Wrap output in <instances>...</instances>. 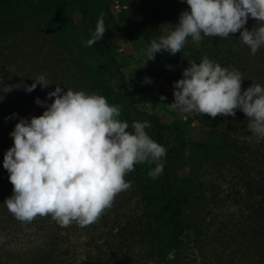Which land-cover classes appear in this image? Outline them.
Listing matches in <instances>:
<instances>
[{
  "label": "trees",
  "instance_id": "16d2710c",
  "mask_svg": "<svg viewBox=\"0 0 264 264\" xmlns=\"http://www.w3.org/2000/svg\"><path fill=\"white\" fill-rule=\"evenodd\" d=\"M148 1L149 6L144 9L130 0H0V39L24 36L30 28L39 29L49 48H39L28 59L32 64L26 71L37 77L43 75L51 83L44 89L38 85L33 98L24 93L10 101H0L1 228L16 229L28 224L18 221L4 205L12 195L9 173L3 168L4 154L13 146L10 133L20 118L28 120L42 115L46 109L35 100L50 105L52 100L47 93L56 86L106 97L109 104L121 108L119 119L129 123V132L133 131L134 121H148L151 128L145 131L167 150L160 161L164 164L163 173L156 179L148 175L155 163L137 164L125 176L138 198L140 212L119 225L113 237L95 247L92 255L78 260L71 253L70 238L78 223L68 227L55 224L40 243L24 253L25 264H178L190 233L200 235L202 227L207 228L197 211L199 206L212 210L203 173L209 167L219 166L236 168L247 193L246 213L233 225L236 234L247 241L245 264H264V183L250 175L244 146L231 132V121L249 123L245 115L239 110L234 118L192 113L169 124L156 113L141 109L143 98L150 94L147 85L131 88L127 83L124 65L118 59L119 46L112 37L123 32L129 41L141 40L148 46L151 40L167 35L168 27L165 30L163 26L172 22L166 13L174 16L177 10H188L183 0ZM101 15L107 31L101 41L88 47L86 42ZM255 23L249 18L245 27L251 30L258 26ZM238 35L239 32L228 38L203 37L198 46L186 42L176 55L157 53L165 56L158 76L173 87L174 80L182 78L180 72L189 66L187 60L199 63L207 56L222 67L240 71L244 77L242 91L246 90L255 82L245 76L243 64L252 62L251 59L264 62V46L255 58L247 57L250 49H243L247 53L237 50L234 40ZM23 58L15 59L21 71L26 69L21 68ZM258 70L252 68L250 72L264 76V68ZM1 250L0 264H7L13 254Z\"/></svg>",
  "mask_w": 264,
  "mask_h": 264
},
{
  "label": "clouds",
  "instance_id": "9594fccd",
  "mask_svg": "<svg viewBox=\"0 0 264 264\" xmlns=\"http://www.w3.org/2000/svg\"><path fill=\"white\" fill-rule=\"evenodd\" d=\"M188 6L177 25L165 24L167 35L149 42L142 51L143 65L162 51L180 53L188 38L199 45L203 37L228 38L240 33L239 41L255 55L264 46V0H183ZM249 18L258 26L245 27ZM105 22L101 15L86 44L92 47L102 40ZM188 67L174 85L171 110L211 118L235 117L236 111L248 119V131L257 140L264 139V86L251 84L242 91L243 74L222 67L203 57L199 63L187 60ZM145 83H151L145 78ZM51 83L37 77L26 92L37 85ZM22 85H4L3 92ZM4 96L0 95V100ZM52 103L40 99L42 115L20 118L10 136L13 146L3 158L9 173L12 195L4 201L7 210L21 223H31L38 216L50 215L61 227L76 222L81 227L97 222L110 209L116 196L131 187L125 176L137 164L155 163L149 177L163 173L166 148L155 142L145 129L148 121L129 123L119 119L121 108L109 104L106 97L56 86L47 93ZM161 101L166 97L161 96ZM15 115V114H14Z\"/></svg>",
  "mask_w": 264,
  "mask_h": 264
},
{
  "label": "rangeland",
  "instance_id": "374dc122",
  "mask_svg": "<svg viewBox=\"0 0 264 264\" xmlns=\"http://www.w3.org/2000/svg\"><path fill=\"white\" fill-rule=\"evenodd\" d=\"M130 1L137 3L144 9L149 6L148 0ZM182 11L177 10L178 13L174 16H171L170 12L166 13L172 22L166 24L177 25ZM163 27L165 30L167 29V25ZM239 35L234 40L237 44V50L249 51L248 46L239 41ZM112 39L119 46L118 59L124 65L123 72L128 85L131 88L143 85L150 88V94L144 97L140 104L141 109L156 113L162 121L169 124H175L183 120V113L179 110L173 111L167 106L174 100V88L158 76L165 62V56L156 54L153 61H148L143 65L144 57L141 53L147 46L141 40L131 42L123 32L117 33ZM187 44L195 45L196 43L189 37ZM41 47L43 51H46L49 45L44 41L43 33L37 28H30L28 34L24 36H11L0 39V90H3L4 85H22L19 89L10 91L7 94L0 92V95L4 96L3 100L0 101H10L14 96H22L24 93L33 98L38 90V85L34 93V90L30 93L26 92L23 86H30L37 79L34 72L27 74L26 70L32 64L28 59L33 57V54ZM243 49L246 51H243ZM246 55L255 58V55H252L251 52ZM19 56L25 58L20 59L21 68L26 67L23 71L20 70L15 61ZM251 61L253 63L248 61L243 64L245 76L253 78L255 84L264 86V76L258 77L250 72L252 68H255L257 72L259 68H264V62L255 61L254 59H251ZM180 74L182 75L181 72ZM145 78H148L151 83H145ZM161 96L166 97V99L161 101ZM231 124V132L244 146V156L248 163L250 175L257 181L264 183V139L257 140L255 137L248 139L251 133L248 131V123L244 121L233 120ZM194 136L198 138L196 134ZM240 176V172L231 166L209 167L204 170L205 192L211 199L212 210L209 212L204 210L203 206L198 207V214L207 223V228L202 227L200 235L194 232L190 233L178 264L247 263V241L236 234L235 228L233 229L237 219L246 213L244 202L248 198ZM125 180L128 181L126 178ZM247 205L249 204L247 203ZM139 212L140 203L131 187L127 191L119 193L112 207L106 210L97 222L85 227L78 224L73 230L70 238L72 255L78 257V260L87 258L89 254L92 255L95 247L104 245L105 241H109L113 237L119 225H123L125 221L136 216ZM55 224L58 223L48 215L38 216L31 223L19 226L16 229H3L0 227V249L13 254L8 259L7 264H25L24 253L40 243L50 233ZM20 254L22 255L17 256Z\"/></svg>",
  "mask_w": 264,
  "mask_h": 264
},
{
  "label": "built area",
  "instance_id": "2783aa9c",
  "mask_svg": "<svg viewBox=\"0 0 264 264\" xmlns=\"http://www.w3.org/2000/svg\"><path fill=\"white\" fill-rule=\"evenodd\" d=\"M114 7H115L116 9L118 8V5H117V3H115Z\"/></svg>",
  "mask_w": 264,
  "mask_h": 264
}]
</instances>
